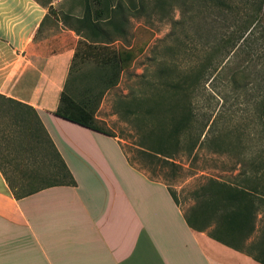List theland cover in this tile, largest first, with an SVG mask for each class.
I'll return each instance as SVG.
<instances>
[{
    "label": "crops",
    "instance_id": "crops-1",
    "mask_svg": "<svg viewBox=\"0 0 264 264\" xmlns=\"http://www.w3.org/2000/svg\"><path fill=\"white\" fill-rule=\"evenodd\" d=\"M51 5L0 0V95L34 111L74 185H46L38 157L0 144V264H264L260 225L238 250L190 229L116 138L53 114L83 39L49 17Z\"/></svg>",
    "mask_w": 264,
    "mask_h": 264
},
{
    "label": "rangeland",
    "instance_id": "rangeland-1",
    "mask_svg": "<svg viewBox=\"0 0 264 264\" xmlns=\"http://www.w3.org/2000/svg\"><path fill=\"white\" fill-rule=\"evenodd\" d=\"M39 1L45 5L52 2L53 5L47 6L49 17L67 26H73L72 17H79L85 5V0ZM88 1L92 6V0ZM222 1L226 2L224 7L216 5L217 0H190L185 7L170 6L162 15L129 17L127 24H123L125 36L109 47L131 49L134 57L120 72L117 84L104 93L94 113L96 125L118 140L135 167L153 169L157 181L166 180L182 211L193 203L190 191L208 178L226 180L233 176L235 172L230 168L237 156L253 158L264 150V129L260 126L263 120L258 117L257 106L261 103L264 107V43L259 39L233 55L220 41L231 29L240 26L246 15L254 13L260 0ZM66 16L71 18L67 20ZM260 17L257 23L264 26V0H261ZM86 51V43L79 41L75 49L78 77L70 91L74 98L87 83L79 78L80 74L88 79L95 75L96 59L87 56ZM161 68L165 74L173 75L199 71L200 84L193 94L196 112L211 117L218 113L220 117L217 123L220 138H199V145L190 155L180 151L167 160L171 164L156 158L144 159L136 152L140 131L155 120L144 118L142 111L146 104L138 100L132 102L131 98L149 94L146 84L158 82ZM234 71L241 72V78L231 84L230 76ZM4 109L0 105V144L4 145L5 154L12 157L26 153L38 157L35 165L49 181L56 175V169L45 140L39 134L28 133L26 128L33 129L28 114L18 113L21 119L29 118V126L15 124L11 117L15 110L10 109L7 114ZM128 109L136 112V119L126 113ZM239 134L243 137L237 138ZM144 174L152 178L149 173Z\"/></svg>",
    "mask_w": 264,
    "mask_h": 264
},
{
    "label": "trees",
    "instance_id": "trees-1",
    "mask_svg": "<svg viewBox=\"0 0 264 264\" xmlns=\"http://www.w3.org/2000/svg\"><path fill=\"white\" fill-rule=\"evenodd\" d=\"M188 1L190 0H152L147 3L145 0H138L134 3L132 0H126V2L92 0V7L89 1L85 0L81 15L72 17L73 26L62 23L86 43V55L96 59L94 61L95 75L92 79H88L85 74H80L79 78L87 83L84 84L77 98L70 94L72 84L78 77L75 68L78 53L75 52L53 114L81 127L114 137L96 125L94 113L104 93L117 84L120 72L130 64L134 55L131 49H114L109 45L125 36L123 24H127L129 17L162 15L170 6L185 7ZM216 5L224 7L226 2L217 0ZM260 11L261 0L256 3L252 15H246L240 26L231 29L221 38L220 41L226 49L228 48L229 53L233 51V55L237 54L239 50L248 48L259 39L261 43H264V26L257 23L261 20ZM68 18L71 16H66L67 20ZM98 57L100 59H97ZM199 76V71H189L180 75H173L171 72L165 74L164 68H161L158 82L146 84L149 94L131 98L132 102L138 100L146 104V108L142 111L144 118L155 120L154 124L149 125L146 130H141L138 135L136 152L139 156L144 159L156 158L162 163L171 164L167 160H171L180 151L190 155L199 145V138L221 137L217 125L220 119L218 113L211 117L200 116L196 112L193 94L200 84ZM240 78L241 72H232L231 84H235ZM156 90L160 93L152 92ZM0 105L5 108L3 112L7 114L10 109L15 110L11 116L15 124L29 126V118H31L33 129L26 128L28 133L42 135L51 153L57 158L30 107L1 95ZM257 106L258 117L260 121L263 120L260 126L264 129V107L261 103ZM20 111L28 114L29 118L21 119L18 115ZM126 113L137 116L136 112L130 109L126 110ZM241 135L239 134L237 138H242L243 135ZM182 138H186V141H182ZM261 150L253 158L237 156L230 168L235 173L230 178L226 180L208 178L190 191L189 196L193 203L187 210H181L183 219L190 229L204 232L210 239L234 250L239 249V240L253 231L255 223L260 225L261 231L264 232V150ZM126 159L134 169L143 174L149 173L152 176L148 178L149 180L157 181L155 179L157 174L153 169L148 170L144 166L135 167L127 156ZM58 162L60 166L57 168L56 175L45 184L73 186V179L61 161L58 160ZM157 182L165 185L171 199L178 207L175 194L166 180L161 179ZM258 215L261 216L260 219H256Z\"/></svg>",
    "mask_w": 264,
    "mask_h": 264
}]
</instances>
